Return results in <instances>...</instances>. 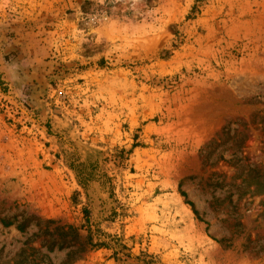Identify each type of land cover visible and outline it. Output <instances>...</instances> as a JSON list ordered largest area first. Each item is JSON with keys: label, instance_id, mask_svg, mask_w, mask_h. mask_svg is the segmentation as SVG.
Returning a JSON list of instances; mask_svg holds the SVG:
<instances>
[{"label": "rangeland", "instance_id": "374dc122", "mask_svg": "<svg viewBox=\"0 0 264 264\" xmlns=\"http://www.w3.org/2000/svg\"><path fill=\"white\" fill-rule=\"evenodd\" d=\"M194 1L0 0V264H264V0Z\"/></svg>", "mask_w": 264, "mask_h": 264}, {"label": "trees", "instance_id": "16d2710c", "mask_svg": "<svg viewBox=\"0 0 264 264\" xmlns=\"http://www.w3.org/2000/svg\"><path fill=\"white\" fill-rule=\"evenodd\" d=\"M206 0H195L194 5L191 7V10L189 12V15L187 16V20H193L196 18V16L201 12L200 8L205 4ZM176 36H179V32L175 33ZM178 38V37H177ZM178 40V39H177ZM182 43V42H181ZM174 48H177V45H173ZM173 56L172 51L170 50H164L161 58L164 60H168ZM101 66L104 67L105 61H101ZM84 214L86 217L87 225H89V211L87 208L84 209ZM195 214H198L197 211H195ZM33 221H36L38 225H42L43 221L40 219H35L34 217L30 216L24 221H22L18 228L20 231L24 232V230L28 227L30 223ZM1 223L5 227H10L13 225L14 221H9L8 219L1 220ZM47 224H52V221H47ZM80 229L73 227V226H62V227H56L53 230L50 229V226L46 227L44 230V234H48L51 239V248L54 246L60 244L61 242V248L70 246V243L73 242L74 244L71 245V247H77V251H74V254L76 253L77 256H81L83 253H85L88 248H95V247H104L105 245L103 243H94L93 241V235L92 231L90 229H87L88 235L85 238L84 241H81V235L79 233ZM58 234V235H57ZM56 235L58 238H56ZM69 237L71 239H69Z\"/></svg>", "mask_w": 264, "mask_h": 264}]
</instances>
